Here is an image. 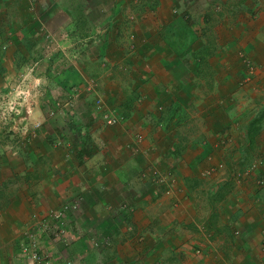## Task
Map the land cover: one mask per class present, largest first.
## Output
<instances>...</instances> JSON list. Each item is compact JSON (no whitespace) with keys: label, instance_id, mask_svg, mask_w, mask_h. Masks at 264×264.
<instances>
[{"label":"crops","instance_id":"crops-1","mask_svg":"<svg viewBox=\"0 0 264 264\" xmlns=\"http://www.w3.org/2000/svg\"><path fill=\"white\" fill-rule=\"evenodd\" d=\"M73 2L0 0V264H35L31 233L43 264H264V0L105 13L97 39ZM46 87L60 118L32 128Z\"/></svg>","mask_w":264,"mask_h":264},{"label":"rangeland","instance_id":"rangeland-1","mask_svg":"<svg viewBox=\"0 0 264 264\" xmlns=\"http://www.w3.org/2000/svg\"><path fill=\"white\" fill-rule=\"evenodd\" d=\"M69 1V0H68ZM81 0H74L73 2V11H80L82 10L84 13H88L90 16V27L93 29V33H91V35L93 37H95L94 39H97L98 37V29H100L101 25H102V21H98L97 17L101 15L105 14V13H110V12H116L118 10H122L123 13H126V15H131V14H144L146 11H154L155 14L157 15H162V17H168L169 16V8H171V10L175 9V14L178 15L180 13H183L184 8L188 7V5L186 3L182 4L180 6V8H178V6L176 5L174 7L172 0H103L102 3H93L94 0H91L90 2L87 3V6L85 4H81L80 3ZM85 5V6H84ZM199 6V5H198ZM189 7H191L190 9V13L194 12V5L191 4L189 5ZM189 14V12H188ZM182 23V21H180ZM94 23V24H93ZM197 23V21H196ZM100 26V27H99ZM91 29V31H92ZM188 29H190V25L188 26ZM91 36V37H92ZM92 37V38H93ZM185 39V36H183ZM188 37V34H187ZM191 37V36H190ZM175 38V37H174ZM182 38V37H181ZM191 39V38H190ZM191 41V40H190ZM181 40H179V43L181 44ZM79 52V51H77ZM222 56H219V62H221V60L225 57V53H221ZM218 60L215 59V65L218 64ZM219 68V67H218ZM39 84V82L37 84H35L34 87H37ZM240 86V85H239ZM242 86V85H241ZM44 88V87H43ZM247 88L249 89V91H255L256 89H253L251 86H247ZM31 88V92H32ZM49 88L46 87V89H42L39 90L42 92V95H44L41 99H37L36 102V110H37V114H35L34 112L31 113L30 116H28L27 119V124L29 126H32V128H35V124L39 123V125L47 122L48 118H54L57 114V110L55 112L54 109H56L58 107L59 104L55 103L56 101L53 99L52 94L50 92H48ZM20 91V92H19ZM38 91V89H37ZM245 90H241L240 92H244ZM247 91V90H246ZM14 95H16L17 97H19V94L24 93L23 91H21L20 89H17L14 91ZM54 100V102H53ZM20 99L18 100L17 98H12L11 101H6V103H3L1 101V105H5L6 107H8V111L10 119L7 117V115L2 114L0 116V124L5 125V121L6 123L9 124H13V123H17L18 122V118L17 117H13L12 113L14 111H16L17 108V103H19ZM95 104L97 105V99L95 100ZM99 105V104H98ZM52 110V111H51ZM54 110V113H53ZM113 117V116H112ZM8 118V119H6ZM58 118H60V116H56V118H54L55 120H57ZM69 118L70 116L64 118V121L66 123L69 122ZM114 118V117H113ZM45 120V121H44ZM114 123H116V119L114 118ZM105 124L106 121H105ZM113 124V123H112ZM12 137L14 138V134H12ZM62 137V136H61ZM60 135L59 137L56 135L55 138L54 136L52 137L53 142L52 144L55 145V142L57 143L56 145H59L58 143H62L63 140L61 139ZM61 145V144H60Z\"/></svg>","mask_w":264,"mask_h":264},{"label":"built area","instance_id":"built-area-1","mask_svg":"<svg viewBox=\"0 0 264 264\" xmlns=\"http://www.w3.org/2000/svg\"><path fill=\"white\" fill-rule=\"evenodd\" d=\"M101 102H102L101 99H97V103L99 105L101 104ZM105 121L107 124H112L114 123V118L112 116H108L105 118ZM37 126H39V123L35 124V128ZM156 180L158 183L163 185L166 193L169 194L171 192V186L166 182L164 177L160 175ZM76 207L77 204L73 203L72 208H76ZM64 212H65L64 210L54 211L53 216L58 219L64 215ZM49 229L50 226L47 223H42L39 226L40 232L47 231ZM64 233H65V229L63 227H56L53 231V235L55 237L63 236ZM38 237H39L38 234H33V233L29 234L30 240L23 242L20 249L24 255L30 257L33 261H35V264H43L45 263L46 259L43 253L41 252V249L39 248ZM65 264H73V260L67 259L65 260Z\"/></svg>","mask_w":264,"mask_h":264},{"label":"trees","instance_id":"trees-1","mask_svg":"<svg viewBox=\"0 0 264 264\" xmlns=\"http://www.w3.org/2000/svg\"><path fill=\"white\" fill-rule=\"evenodd\" d=\"M84 1H87V2H90L91 0H84ZM102 0H94L93 3L97 4L99 2H101ZM85 6V5H84ZM77 13H80V12H83L82 10L80 11H76ZM82 15L83 14H86V12L84 13H81ZM80 17H84V16H80L79 15V18H78V23H85V21H82V20H79ZM87 18V17H86ZM190 19H187V20H184V23L186 24L185 26H189L190 24ZM208 22V21H207ZM192 23V22H191ZM193 24V23H192ZM194 25H192L193 27ZM195 33V29H193V31H191V43L193 44L196 39H197V36L194 34ZM213 41L214 40H211V39H207L205 41V44L202 45V48L197 52V58H199V65L196 69V71L194 72L195 75L197 76H209L211 73H212V69L208 66V61H207V58L209 55H211L212 51V44H213ZM252 137V136H251Z\"/></svg>","mask_w":264,"mask_h":264}]
</instances>
